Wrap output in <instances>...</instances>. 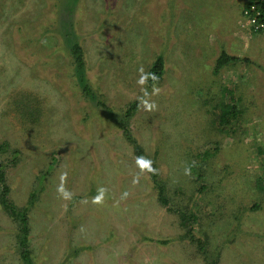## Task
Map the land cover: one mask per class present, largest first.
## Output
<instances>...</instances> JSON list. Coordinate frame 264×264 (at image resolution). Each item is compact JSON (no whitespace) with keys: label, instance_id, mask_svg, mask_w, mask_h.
Wrapping results in <instances>:
<instances>
[{"label":"rangeland","instance_id":"374dc122","mask_svg":"<svg viewBox=\"0 0 264 264\" xmlns=\"http://www.w3.org/2000/svg\"><path fill=\"white\" fill-rule=\"evenodd\" d=\"M247 1L0 0V164L27 226L0 204V264H24L25 236L28 264H264V73L213 76L203 58L239 19L248 46L229 50L264 67ZM227 89L241 113L228 125Z\"/></svg>","mask_w":264,"mask_h":264},{"label":"trees","instance_id":"16d2710c","mask_svg":"<svg viewBox=\"0 0 264 264\" xmlns=\"http://www.w3.org/2000/svg\"><path fill=\"white\" fill-rule=\"evenodd\" d=\"M255 6L257 9L260 10V19L262 16V22H264V0H248L245 5L244 8H246L247 6ZM70 54L74 57L73 62H74V66H75V74L78 78V82L80 84V89L82 91V93L84 94V96L87 99H90L92 101H96V97L95 94L92 92V90L89 89V87L87 85H85L86 82V77H85V71H84V59H83V50L82 48L78 45V43H72L70 46V50H69ZM241 59L238 58H234V57H229L227 54L225 53H221V55L216 59L215 61V65L214 68L212 70V75L213 76H219L220 75V71L225 68L228 65L237 63V62H241ZM245 62H249L248 60H245ZM164 73V61L163 58L161 56H158L154 59L153 64L151 65V67L148 69V75H147V85L148 87H150L151 85H155L159 82V80L162 78V75ZM225 94L227 97V100H225L223 102V104L220 106L222 113L223 114H219L220 115V119H222L224 121V123L226 125H228L231 120H235L238 121L241 117V113L239 112V110L237 109V106L235 105V100H234V96H233V92L229 89L225 90ZM138 103H133L130 106H128L125 110V117L124 120L127 121L128 118L134 114V112L136 111ZM123 129L124 132H126L128 129L126 128V123L123 124ZM135 154H136V158L138 160V163L151 174V179L152 181H155V186L158 187V198L160 200V202L165 205L167 204V200L163 197L162 191H163V187L160 186L159 182H156V173L154 171V168L151 167L150 165L146 164V162H144V157L142 155V151L139 148L138 145L135 146ZM264 155V153H263ZM14 160L10 161L7 166H10L12 164H14ZM261 168H262V172H263V177L261 178V181L264 184V158L262 159V163H261ZM8 187L6 186V182H5V175H4V166L2 164H0V204L2 206V208L4 210L10 211V215L17 218L21 225H22V232L23 235H26L27 233V226H26V222H25V218L24 215L21 216L22 213L18 214L15 213L16 209L12 204L8 203ZM162 244H164L163 242H161ZM27 237H23L20 242H19V246L21 249L20 252V258L21 260L24 262V264H28L29 263V257L30 254L27 251Z\"/></svg>","mask_w":264,"mask_h":264},{"label":"crops","instance_id":"0c3cea01","mask_svg":"<svg viewBox=\"0 0 264 264\" xmlns=\"http://www.w3.org/2000/svg\"><path fill=\"white\" fill-rule=\"evenodd\" d=\"M246 1V0H245ZM245 5V3H244ZM237 14H241V13H237ZM239 19H237L238 21ZM237 21L234 25V29H232V31H223L221 33H219L218 36H216V40H215V43H217L219 46L215 47V48H212V51L211 53L209 54V48H203V58L205 59H208L209 62H211V64L213 65V68H214V65H215V61L216 59L221 55V53H225L227 54L229 57H234V58H238V59H241L242 61L241 62H237L238 64H242L244 66H249L255 70H260L261 73H264V67H261L260 64H255L254 62H252L253 59H251V57H249V55L245 52V48H241L240 49V53L239 54H234L232 53L230 50H229V46L232 45V43H237L238 41H240L239 43L243 46H248L246 43L248 41L246 40H249L248 38H245L246 36L241 33L238 29H237ZM233 24H234V21H233ZM213 37L214 35L213 34H208L207 35V38L205 39V41L207 42H212L213 41ZM201 38H203V33L201 35ZM218 38V40H217ZM257 38H259V41L262 43V45H259L258 48H260V50H264V36H257ZM219 41V42H218ZM203 43H201L202 45ZM194 48H200V46H190L189 47V52H192L194 51ZM232 50V49H231ZM243 53V54H242ZM242 54V55H241ZM262 55L263 52H262ZM205 56V57H204ZM245 60H248L249 62H245ZM236 64V63H234ZM234 64H231V65H228L226 66L225 68L229 67V66H232ZM256 66V68H255ZM212 68V70H213ZM222 71V70H221ZM220 71V72H221Z\"/></svg>","mask_w":264,"mask_h":264},{"label":"built area","instance_id":"2783aa9c","mask_svg":"<svg viewBox=\"0 0 264 264\" xmlns=\"http://www.w3.org/2000/svg\"><path fill=\"white\" fill-rule=\"evenodd\" d=\"M243 17L248 22L250 29L254 33H259L264 35V22H262V16L260 19V10L255 6H247L244 8Z\"/></svg>","mask_w":264,"mask_h":264},{"label":"clouds","instance_id":"9594fccd","mask_svg":"<svg viewBox=\"0 0 264 264\" xmlns=\"http://www.w3.org/2000/svg\"><path fill=\"white\" fill-rule=\"evenodd\" d=\"M140 83H141V81H140Z\"/></svg>","mask_w":264,"mask_h":264}]
</instances>
